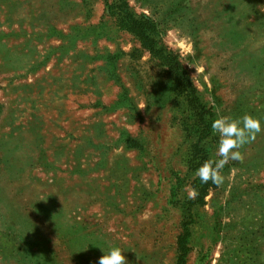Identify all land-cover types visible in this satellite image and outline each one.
Instances as JSON below:
<instances>
[{"label":"rangeland","instance_id":"rangeland-1","mask_svg":"<svg viewBox=\"0 0 264 264\" xmlns=\"http://www.w3.org/2000/svg\"><path fill=\"white\" fill-rule=\"evenodd\" d=\"M128 3L186 67L205 132L103 0H0V264H97L113 247L176 264L184 226L182 264H264V131L219 187L195 175L220 158L214 119L264 129V0Z\"/></svg>","mask_w":264,"mask_h":264},{"label":"trees","instance_id":"trees-1","mask_svg":"<svg viewBox=\"0 0 264 264\" xmlns=\"http://www.w3.org/2000/svg\"><path fill=\"white\" fill-rule=\"evenodd\" d=\"M103 1L107 7L109 17L118 25V28L134 36L151 58L156 59L163 66L162 73L167 74L169 77L170 93L182 96L188 113H190V116L193 115L196 125L199 122L204 125L200 130L199 128L196 129L203 135L206 129L205 106L198 96L186 67L178 56L163 44L154 21L149 16L134 13L130 9L128 0ZM197 198H202L199 191H197ZM189 234V229L184 226L177 243L179 255L176 264H182L184 261L188 250L186 238Z\"/></svg>","mask_w":264,"mask_h":264},{"label":"clouds","instance_id":"clouds-1","mask_svg":"<svg viewBox=\"0 0 264 264\" xmlns=\"http://www.w3.org/2000/svg\"><path fill=\"white\" fill-rule=\"evenodd\" d=\"M173 39L176 40V37H173ZM176 44L184 52L191 51V45L186 42V38L176 40ZM211 129L218 137L216 155L220 158L204 162L196 169L195 175L202 184L211 182L219 187L224 182L221 170L230 160H242V155L238 149L255 140L257 134L264 131V129H262L261 121L250 115L235 120L220 116L212 121ZM196 195L197 193L193 191L190 193L189 198L194 199ZM102 252L103 255L99 257L97 264H128L119 247H113L106 253L103 250Z\"/></svg>","mask_w":264,"mask_h":264}]
</instances>
